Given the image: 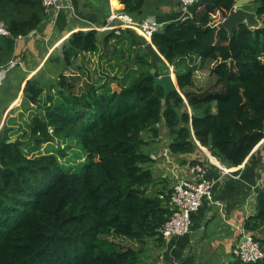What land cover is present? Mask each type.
<instances>
[{"label":"trees","instance_id":"1","mask_svg":"<svg viewBox=\"0 0 264 264\" xmlns=\"http://www.w3.org/2000/svg\"><path fill=\"white\" fill-rule=\"evenodd\" d=\"M118 1L136 19L154 5ZM236 1L198 0L192 17L153 35L179 86L165 106L163 88L153 85L162 70L151 73L147 41L129 29L70 35L51 60L60 67L56 93L45 92L47 78L39 74L22 79L21 119L30 111L29 121L7 115L0 127V264H140L148 240L166 242L161 230L171 212V189L158 185L154 159L144 152L163 131L173 154L203 155V147L228 169L245 163L264 139V28L244 23L231 37L219 29ZM253 1L264 17V0ZM0 18L9 33L0 34L2 68L24 46L18 39L44 30L49 16L42 0H0ZM115 39L129 50L120 56L124 75L111 81L117 89L89 83L80 95L67 93L65 69ZM210 63L213 87L222 90L195 91L198 68ZM8 107L0 108V124ZM257 192L256 212L244 230L264 253V188ZM229 264H264V256Z\"/></svg>","mask_w":264,"mask_h":264},{"label":"crops","instance_id":"2","mask_svg":"<svg viewBox=\"0 0 264 264\" xmlns=\"http://www.w3.org/2000/svg\"><path fill=\"white\" fill-rule=\"evenodd\" d=\"M65 1L70 7L65 8L60 13L53 12L49 16V23L44 26L45 29L36 30L37 36H34L35 39L30 38L35 42L36 37L43 35L45 40L49 41L46 46L37 43V45H40L38 51L39 54L41 53L40 61L44 58L42 53L49 52L50 54L73 33L91 29L97 30L102 27L112 11L113 2L117 0ZM151 3L154 4L152 8L149 7L152 13H146L147 15L144 18L156 19L164 25L173 21L184 20L178 0H152ZM116 5L123 8L120 3H116ZM250 6L253 7L251 3ZM158 8V12L155 13L153 10L157 11ZM254 9L247 10L255 12ZM216 19L218 20L217 23L221 21L220 14L217 15ZM75 23H79V25L75 27ZM99 32L102 36L107 33V31ZM112 44L111 42L110 45ZM29 46H31V43H29ZM47 47V52L41 50V48ZM170 139L169 136V141ZM166 143L165 149L157 151L155 148L152 150L153 152H149L150 156H156L155 159L152 157L154 160L151 166L156 178H158L155 173L157 167L161 170L160 174H163L162 178L167 176L171 181H174L176 176L190 175L189 167L193 165L195 159H199L206 170L207 178L215 183L213 188L214 201L212 203L204 202L192 218L191 232L203 229V234L194 240L191 239V232L184 236L175 237L165 242L167 249L176 258L193 252L202 254L205 251L210 254L226 252L232 254L233 248L245 233V221L256 212L257 191L264 188V139L254 149L245 163L231 169L223 166L216 158L218 164L211 162L207 157L198 153L190 155L173 154L169 148L170 142L166 141ZM151 147L154 148L152 145ZM204 150L206 151L204 153L209 155L210 152L205 148ZM205 223L207 224L204 227Z\"/></svg>","mask_w":264,"mask_h":264},{"label":"rangeland","instance_id":"3","mask_svg":"<svg viewBox=\"0 0 264 264\" xmlns=\"http://www.w3.org/2000/svg\"><path fill=\"white\" fill-rule=\"evenodd\" d=\"M251 1L253 0H250V2L244 6V9L254 8V4ZM250 3H252L253 7L250 6ZM63 5H65L66 7H70L67 6V2L65 0H63ZM217 15H219V13L213 15V18L216 19ZM258 20L260 22L259 18ZM78 25L79 23H75L74 26L76 27ZM5 26V20L0 18V33H2V29ZM28 36V38L18 39V41H23L26 45L23 46L22 44L21 47L19 46L18 54L16 49L15 58L12 60L9 66L0 68V108L4 110V108L9 105L4 117L2 118L0 127L5 121L7 115L9 117H15L21 124H23L24 121H29L28 115L30 114V111L24 112V118L21 119V113L23 112V110L20 105L22 102L23 94L19 91V89L21 87V81L23 78L31 77L35 74H39L47 78V82H45L46 93H56L57 87L59 86L57 70L60 69V67H57L55 64H53L51 60L56 56V54L59 53V49L64 41L60 45H58L57 49L52 51L50 54L49 52L46 54L42 53V56H44V58L40 61L41 53H38V51L40 50V45H37V43H42L46 46L48 45L49 41L45 40L43 35L36 37L37 39L34 40L35 42H31L33 48L31 49V47L27 45L28 42L31 41L30 34ZM31 36L35 39L34 36H37L36 31L32 32ZM112 43V45H109L104 50V47H101L102 51H100V53L82 54L76 61L75 66H70L65 69L63 73L65 77H63V79L66 83L65 90L67 93L80 95L86 90L89 83L95 84L97 88L104 83H107L110 86L112 78L114 76L118 75L119 77H122L124 75V70H121L119 68V63L121 61L120 56L122 54V51L128 54L129 50L127 46H123L119 39H115L114 41H112ZM151 43H153L152 40ZM49 45L51 47V43ZM41 50L47 52L48 47L41 48ZM261 59L264 60V56H262ZM17 66H20L21 70H19ZM213 66H211L210 63L198 68L195 76V91L208 92L222 90V88L220 87H213L214 82L216 81V78L214 76H211L210 73V70ZM123 67H125V64L123 65ZM11 69L13 70L9 72ZM19 71L21 75H18ZM174 76L176 80V74ZM51 86H53L54 88H52ZM111 87L113 89H117L116 83H112ZM3 97H5L6 100H3ZM188 110L192 111V109H190L189 107ZM23 127L24 129H27L26 125H24ZM166 141L168 143L170 142L169 135L167 131H163L160 137H157L152 141L151 145L154 146V148H152L150 145L149 147H146L144 149V152L148 154L150 151L153 152L152 150H154L155 148L157 149V151H160L163 148L165 149V144H167ZM44 147H46V144L44 145ZM166 154L168 155V153ZM205 155L206 154L204 153L202 156L205 157ZM152 157H154L155 159L156 156L153 155ZM151 166L152 165H150V167ZM160 171V168L157 167L155 173L158 176V185L160 186L165 184L167 185L168 190L172 189L174 181H171L167 176H165V178H162L163 174H160ZM147 245L148 246H146V250L142 255L140 264H229L235 259L233 253L230 254L226 252L220 254H210L208 251H205L202 254L193 252L191 254L189 253L190 255L188 254L184 255L183 257L176 258V256L171 255L172 253L169 249H167L165 243H157L154 240H148Z\"/></svg>","mask_w":264,"mask_h":264},{"label":"built area","instance_id":"4","mask_svg":"<svg viewBox=\"0 0 264 264\" xmlns=\"http://www.w3.org/2000/svg\"><path fill=\"white\" fill-rule=\"evenodd\" d=\"M197 1L179 0L180 11L184 20L192 17L191 7ZM115 2L119 4L118 0ZM42 3L48 16H51L53 12L60 13L61 10L67 8L63 5V0H42ZM259 19L263 23L264 17L262 16ZM106 22L104 26L97 30L129 29L142 36L147 42H151L153 35L164 27V24L156 19H136L126 13L123 8L115 5H112V11L108 15ZM0 34H9L6 26L3 27ZM31 34L30 38L32 37ZM189 168L190 175L176 176L173 182L169 199L171 212L161 230L162 237L166 242L175 237L189 234L192 231L193 215L203 206L204 202L212 203L214 201L213 188L215 183L207 178L204 166L198 163ZM232 253L242 263H256L264 256L260 243L246 232L243 233Z\"/></svg>","mask_w":264,"mask_h":264},{"label":"water","instance_id":"5","mask_svg":"<svg viewBox=\"0 0 264 264\" xmlns=\"http://www.w3.org/2000/svg\"><path fill=\"white\" fill-rule=\"evenodd\" d=\"M250 0H237L233 7L231 8L228 16L224 18L221 22L217 24L219 29H225L229 36L231 37L234 33V30H237L241 24H246L250 28H264V23H260L256 12L249 11L244 9V6L247 5ZM144 49L151 56L154 67L151 69L153 75L158 71V67L161 68V74L159 77L155 78L154 87H162L164 94L162 98V104L165 106L168 96L175 90L179 91V86L177 79L174 81L173 75L174 65H171L165 57L157 50V48L151 43L147 42L144 45ZM33 76V75H32ZM31 76V77H32ZM31 77H28L31 78ZM25 84L23 85V87ZM23 94V92H22ZM201 149L206 153L203 147ZM207 155V154H206ZM209 160L212 162L211 158H214L210 153L207 155ZM207 223L204 224V227ZM203 234V229H198L190 233L191 239L194 240L197 237ZM245 240V238H243Z\"/></svg>","mask_w":264,"mask_h":264},{"label":"bare ground","instance_id":"6","mask_svg":"<svg viewBox=\"0 0 264 264\" xmlns=\"http://www.w3.org/2000/svg\"><path fill=\"white\" fill-rule=\"evenodd\" d=\"M113 3H114L115 6L119 7L118 5H116V2H115V1H114ZM119 8H120V7H119ZM173 79H175V76H174V75H173ZM211 160H212V158H211ZM212 162H213V160H212ZM213 163H214V162H213Z\"/></svg>","mask_w":264,"mask_h":264}]
</instances>
